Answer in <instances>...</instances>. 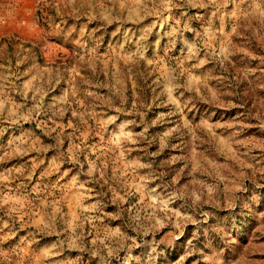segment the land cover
Wrapping results in <instances>:
<instances>
[{
    "label": "rangeland",
    "instance_id": "1",
    "mask_svg": "<svg viewBox=\"0 0 264 264\" xmlns=\"http://www.w3.org/2000/svg\"><path fill=\"white\" fill-rule=\"evenodd\" d=\"M0 264H264V0H0Z\"/></svg>",
    "mask_w": 264,
    "mask_h": 264
}]
</instances>
